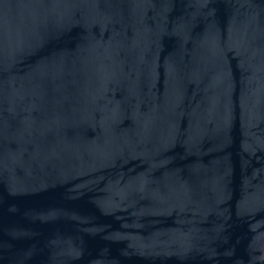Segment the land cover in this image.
I'll return each mask as SVG.
<instances>
[{"label":"water","instance_id":"1","mask_svg":"<svg viewBox=\"0 0 264 264\" xmlns=\"http://www.w3.org/2000/svg\"><path fill=\"white\" fill-rule=\"evenodd\" d=\"M0 264H264V0H0Z\"/></svg>","mask_w":264,"mask_h":264}]
</instances>
